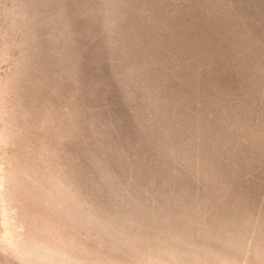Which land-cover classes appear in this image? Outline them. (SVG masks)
Segmentation results:
<instances>
[{
  "label": "rangeland",
  "instance_id": "1",
  "mask_svg": "<svg viewBox=\"0 0 264 264\" xmlns=\"http://www.w3.org/2000/svg\"><path fill=\"white\" fill-rule=\"evenodd\" d=\"M0 264H264V0H0Z\"/></svg>",
  "mask_w": 264,
  "mask_h": 264
}]
</instances>
